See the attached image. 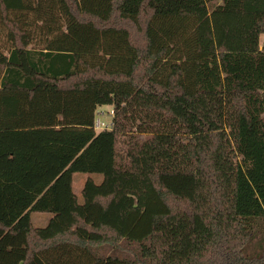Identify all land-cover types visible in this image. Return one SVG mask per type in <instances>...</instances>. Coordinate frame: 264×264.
<instances>
[{
	"label": "trees",
	"instance_id": "obj_1",
	"mask_svg": "<svg viewBox=\"0 0 264 264\" xmlns=\"http://www.w3.org/2000/svg\"><path fill=\"white\" fill-rule=\"evenodd\" d=\"M3 31L0 264H264V0H0Z\"/></svg>",
	"mask_w": 264,
	"mask_h": 264
},
{
	"label": "rangeland",
	"instance_id": "obj_2",
	"mask_svg": "<svg viewBox=\"0 0 264 264\" xmlns=\"http://www.w3.org/2000/svg\"><path fill=\"white\" fill-rule=\"evenodd\" d=\"M8 5L13 7L18 6H29L33 5L34 0H7ZM1 42L8 44V37L6 32L3 31L0 37ZM264 43V36L261 37V44ZM111 111H114L110 106H103L97 109L96 113L98 117L105 123L113 124V118L111 115ZM114 125V124H113ZM99 132V131H98ZM122 145H120L121 147ZM93 178L96 183H101L103 177L101 175H89V174H75L73 177V190L74 193L79 197L80 202H82V190L84 188L85 182L89 179ZM51 218L49 214H33L32 222L36 227H44L47 225L48 220Z\"/></svg>",
	"mask_w": 264,
	"mask_h": 264
},
{
	"label": "built area",
	"instance_id": "obj_3",
	"mask_svg": "<svg viewBox=\"0 0 264 264\" xmlns=\"http://www.w3.org/2000/svg\"><path fill=\"white\" fill-rule=\"evenodd\" d=\"M99 113H96V119H95V130L96 131H104V130H112L113 124H108L103 122L99 117ZM112 117H114V111H111Z\"/></svg>",
	"mask_w": 264,
	"mask_h": 264
},
{
	"label": "crops",
	"instance_id": "obj_4",
	"mask_svg": "<svg viewBox=\"0 0 264 264\" xmlns=\"http://www.w3.org/2000/svg\"><path fill=\"white\" fill-rule=\"evenodd\" d=\"M49 221V220H48ZM45 227V226H44ZM37 228H42V227H37Z\"/></svg>",
	"mask_w": 264,
	"mask_h": 264
}]
</instances>
